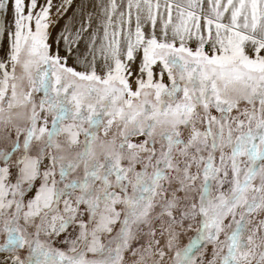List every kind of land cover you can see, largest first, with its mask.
Wrapping results in <instances>:
<instances>
[{
  "label": "snow or ice",
  "instance_id": "obj_1",
  "mask_svg": "<svg viewBox=\"0 0 264 264\" xmlns=\"http://www.w3.org/2000/svg\"><path fill=\"white\" fill-rule=\"evenodd\" d=\"M53 7V0H0V34L8 41L7 59L0 60V119L6 110L31 106L28 126L16 129L10 147L0 148V216L6 233L0 251L27 247V257L13 255L10 264H123V252L143 234L140 225H144L149 229L145 251L157 257L155 264H163L165 248L170 250L175 238L172 225L199 216L196 235L176 253L175 264H205L192 255L205 243L213 245L206 264H216V245L226 227L231 231L220 264H236L237 252L245 247L247 217L264 208V185L252 186L257 171L264 174V0H164L163 5L159 0H126V10L118 15L116 0H110L104 9L99 49L104 66L98 69L93 61L83 70L69 66V59L91 22L82 23L75 32L66 25L53 50L49 43ZM64 11L61 5L57 15ZM95 41L93 32L92 46ZM137 59L139 75L133 81L131 66ZM165 74L169 84L164 83ZM33 93L42 94L38 101ZM241 100L249 104L258 100L261 106L258 112L244 110L247 125L240 116L229 115ZM232 120L237 121V129L247 130L233 137ZM117 121L119 143L100 141L102 151L97 152L98 133L103 130L106 135ZM198 124L204 125L203 130ZM181 127L190 129L187 141L181 138ZM61 134L67 137L65 145L56 140ZM81 135L83 140L78 139ZM34 140L43 141L35 156L30 155ZM73 146L79 150L72 159L52 152L45 157V149L63 153ZM225 147L230 154L224 153ZM217 149L219 163L214 165ZM14 153L19 155L13 172ZM136 164L142 165L140 171ZM81 166L82 177L65 182ZM198 180V202L185 204L179 218L173 216L179 200L175 192L171 198L164 197L165 184L178 183L188 200ZM212 182L215 196L210 191ZM225 183L226 192L220 190ZM77 189L73 202L69 197ZM250 191L259 198L250 196ZM156 196L161 197V211L153 217ZM61 201L63 214L56 207ZM118 205L124 206L123 216ZM84 215L87 222L81 219ZM161 217H167L161 220L160 235H168L163 243L155 239L152 228L153 220ZM117 222L115 247L105 248L98 234L111 233ZM74 223L79 233L76 239L65 238L67 252L40 239L41 233L58 237ZM30 227L35 230L29 231ZM78 241L88 252L106 253L105 258L87 259L83 250L77 252ZM136 264H143V253Z\"/></svg>",
  "mask_w": 264,
  "mask_h": 264
},
{
  "label": "rangeland",
  "instance_id": "obj_2",
  "mask_svg": "<svg viewBox=\"0 0 264 264\" xmlns=\"http://www.w3.org/2000/svg\"><path fill=\"white\" fill-rule=\"evenodd\" d=\"M156 0H153V3H155ZM159 2L163 5L164 0H159ZM177 2H183V0H177ZM68 5H64L66 10L68 9ZM65 12V11H64ZM50 30V29H49ZM50 43V42H49ZM137 63H139V59L135 63L132 64V72L134 74L133 76V81L135 76L139 75V66H137ZM135 65V67L133 66ZM69 66L74 67L70 62ZM77 70H83V69H77ZM9 71L11 69L9 68ZM157 71H159L157 69ZM20 75V69H17V76ZM159 78V77H157ZM19 84L20 81H17ZM164 83L169 84L170 82L167 79V75L165 74L164 76ZM23 88L27 90L28 84L27 81L23 82ZM39 93H33V99L38 101ZM182 95V94H181ZM260 104L258 100L253 101L252 104H249L246 100H241L236 108L232 110V112L229 114L231 117H236L240 116V119L244 121L245 125H247V118L242 115L245 109L248 111H252L253 108L257 110V112L260 109ZM30 110L31 106L27 107H18L14 108L10 111L6 110L5 113L3 114V118L0 119V144H2L3 147L1 148H8L12 144L13 140L16 138V129L17 128H26L28 126V116L30 115ZM198 112H202V109L199 107L197 108ZM214 115L219 116V113H216L215 110H212ZM23 119V120H21ZM48 121H49V126L51 125V115L48 116ZM24 123V125H18L19 123ZM21 123V124H22ZM71 123V121L69 122ZM119 121L114 123L111 128H109L107 134L105 135L104 131L101 130L98 133V142L97 144L94 145V148L96 149L97 152H101L102 149L100 147V141H108V140H113L115 139L117 143H119L120 140V135H119V127H118ZM231 125L233 128V137L239 134V131H246L245 128L237 129V121L232 120ZM86 127V125H85ZM198 128L203 130L204 125L198 124ZM182 131V139L187 141L190 129H184L181 127ZM227 135V131L225 132V136ZM79 138V137H78ZM133 141H137L140 139H143L142 137H132L130 138ZM57 142L60 143L61 145H65L64 141L61 139V137H57ZM157 147L159 146V137L157 136ZM33 143V148L35 149L36 145L38 144L37 141L32 142ZM72 150H75L73 153L70 152H63L60 153L64 156H71L66 157L67 159H72L75 156L76 151L79 149L75 147H72ZM53 151H57L56 149H53ZM230 148L225 147L224 148V153L226 155L230 154ZM19 155V153L16 154V157ZM200 155L207 156V152H202ZM144 154L141 153V157L143 158ZM215 156L217 159L214 161V165H217L219 163V156H220V150L217 149ZM175 159H182L178 155L174 154ZM102 159V157H101ZM244 159V158H241ZM124 166H127V161L123 162ZM12 163H10V167H12ZM203 166V165H201ZM142 165L141 164H136L135 169L136 171L141 170ZM202 168V167H201ZM149 172L152 171L151 168L148 169ZM191 171L195 172L196 168L193 167ZM83 175V166H81L79 169H77L74 172H71L68 177L66 178L65 182H68L72 179H79ZM58 172H57V179H58ZM110 180L114 181V177H110ZM36 183V182H35ZM99 181L96 182V186H99ZM201 181L198 180L196 182V191L189 192L188 193V200H185V193L183 191L178 190L179 189V184L174 182L171 186L165 184V188L168 189V191L164 194L165 198H171L173 195V192H175V196L178 198L179 203L177 204V207L172 210L173 216H176L179 218V212L184 209L185 204L191 203V202H198V197H199V185ZM213 186L211 191V194L215 196L217 194V188L215 182H212ZM264 185V174H262L260 171H257V174L252 180V186L255 187H261ZM62 187V185H61ZM228 189V184L225 183L223 188L220 189L221 191H227ZM119 192V189L116 190ZM128 194H132V187L131 185H128L127 188ZM79 195V190H74L72 191L71 199L73 202L75 201L76 196ZM122 195V194H121ZM249 195H256L257 198H259L258 193H252L250 191ZM196 197V200L193 201L191 198ZM160 201L161 197L156 196L154 197L153 203L155 207L152 209L151 215L153 217H156L160 211ZM26 202V201H25ZM58 211L63 214V201L59 205H56ZM123 205H118L117 206V211H120L122 216H123ZM83 208V206H81ZM3 219L4 217H0V245L3 244V239L6 237V233L3 232ZM81 219L85 220L87 222V215H84L81 217ZM199 216H197L194 220L193 219H184L180 223H176L172 225V231L175 233V238L173 239L172 242V247L169 250L168 248H165V258L163 264H175V255L178 251H181L182 249L185 248V246L189 243V239L193 236L196 235L197 228L199 226ZM161 220H167V217H161L160 219H155L152 222V228L156 232L155 239H161L162 243L167 240L168 235L167 232H165L164 236L161 237L160 233L164 230L161 227ZM248 224H247V230L244 234V241H245V247L237 252V260L236 264H264V259H262V255H264V208L257 209L254 211L252 214H250L247 217ZM35 223H39V218L36 219ZM227 223V221H226ZM89 229L92 227V225H88ZM143 234L137 236L136 239H134L131 242V246L129 250H126L123 252V264H136V262L140 261L141 259V254L143 253V264H155L157 257L155 255H148L147 252L145 251L148 249V236L147 232L149 229L144 226L140 225ZM164 228H167V225H164ZM34 227H30L29 231H34ZM119 230V222H117L116 225L113 226V231L111 233L107 232H101L98 234L99 241L102 245H104L105 248L108 247H115V242H114V237L116 233ZM133 230L135 231V226L133 227ZM231 231L230 228H225L224 233L220 235L219 241L216 245L218 256L216 258V264H220V257H222L226 252H227V242H226V234ZM79 233V228L78 226L74 223L73 225H70L68 229H66L65 232L61 233L58 237H45L43 233H41L40 239L41 240H49L50 241V246L55 249H60L64 250L67 252L69 245L65 243V238L69 237L71 239H76L77 235ZM249 237H251V241L249 242ZM91 237L89 236V240ZM77 252H80L81 250L84 251L85 256L89 260H103L106 256V253L104 255L96 254V253H91L87 251V246L84 245L82 242L78 241L77 242ZM139 249V251L136 252V254H133V250ZM155 251V248L153 247V252ZM212 251H213V245L205 243L203 247L199 248L198 250H195L193 255V258L196 260H200L203 258V261L207 262V260L212 258ZM0 253H12L14 255H19L21 259H25L28 255V249L27 247L25 248H17L14 251H0ZM72 254V253H69ZM4 259H0V261H3Z\"/></svg>",
  "mask_w": 264,
  "mask_h": 264
},
{
  "label": "bare ground",
  "instance_id": "obj_3",
  "mask_svg": "<svg viewBox=\"0 0 264 264\" xmlns=\"http://www.w3.org/2000/svg\"><path fill=\"white\" fill-rule=\"evenodd\" d=\"M109 3L110 0H71L70 3H67L66 0H53L54 7L51 10L53 24L50 26L49 30V42L52 44L53 50H55L56 47L55 41L57 37L66 25L75 32L82 23L88 22L89 20L91 22V28L87 33L83 34V39L79 42L74 50L73 56L69 59V62L76 69H83L93 61H95L98 69L103 68L104 59L99 49L103 38L102 22L105 18L104 9ZM116 3L118 5L117 15L119 11L126 10V0H116ZM67 4H69L68 9L63 12L62 15H57V8ZM5 15L10 23L12 20L11 12L7 11ZM2 19L3 17H0V20ZM93 32L96 33L95 46H92L91 43V35ZM7 52V38L5 35L0 34V60L7 59ZM60 52L62 55L65 54L62 42L60 44ZM133 66L135 67V65ZM137 66H139V63H137ZM13 255L12 253H0V259H4L3 261L7 260L10 264Z\"/></svg>",
  "mask_w": 264,
  "mask_h": 264
},
{
  "label": "crops",
  "instance_id": "obj_4",
  "mask_svg": "<svg viewBox=\"0 0 264 264\" xmlns=\"http://www.w3.org/2000/svg\"><path fill=\"white\" fill-rule=\"evenodd\" d=\"M21 120H23V119H21ZM70 121H66L65 123L67 124V123H69ZM22 123V122H21ZM19 123L18 125H24V123ZM58 137H61V139L64 141V143H66V140H67V137L64 135V134H61L60 136H58ZM56 139H57V137H56ZM79 140H80V137L78 138ZM35 141V140H34ZM33 141V142H34ZM38 144L36 145V147H35V149L32 147L31 148V150H30V155H33V156H35L37 153H38V150H39V147L42 145V143H43V141H40V142H37ZM1 147H3L2 146V144H0V148ZM74 147V149H75V147L76 148H78V146H73ZM75 150H72L71 151V153H73ZM49 152H52L53 154H60V153H57V151H53V149H45V157H47V155H48V153ZM16 154L17 153H14L13 154V156H12V159H11V161H10V163H12L13 165H12V170H13V172L15 171V167H14V162H15V160H16ZM72 155V154H71ZM70 155V156H71ZM70 156H65V157H70ZM47 163V159H45V164ZM39 183H40V181L39 180H37L36 181V187H38L39 186ZM34 193H35V189L32 191V192H29L26 196H25V203H27V200L29 199V198H31L32 196H34ZM1 217V216H0Z\"/></svg>",
  "mask_w": 264,
  "mask_h": 264
},
{
  "label": "trees",
  "instance_id": "obj_5",
  "mask_svg": "<svg viewBox=\"0 0 264 264\" xmlns=\"http://www.w3.org/2000/svg\"><path fill=\"white\" fill-rule=\"evenodd\" d=\"M153 99H154V97H153ZM80 140H83V135L80 136ZM5 241H6V239L3 240V244L5 243ZM3 244H1V245H3Z\"/></svg>",
  "mask_w": 264,
  "mask_h": 264
},
{
  "label": "flooded vegetation",
  "instance_id": "obj_6",
  "mask_svg": "<svg viewBox=\"0 0 264 264\" xmlns=\"http://www.w3.org/2000/svg\"><path fill=\"white\" fill-rule=\"evenodd\" d=\"M40 95H42L41 93H39V95H38V97H40ZM202 167V166H201ZM5 239H6V237H5ZM4 240V239H3Z\"/></svg>",
  "mask_w": 264,
  "mask_h": 264
}]
</instances>
